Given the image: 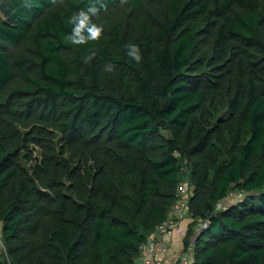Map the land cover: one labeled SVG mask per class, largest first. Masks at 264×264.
<instances>
[{"label": "trees", "instance_id": "obj_1", "mask_svg": "<svg viewBox=\"0 0 264 264\" xmlns=\"http://www.w3.org/2000/svg\"><path fill=\"white\" fill-rule=\"evenodd\" d=\"M185 177L187 264H264V0H0V264H135Z\"/></svg>", "mask_w": 264, "mask_h": 264}, {"label": "built area", "instance_id": "obj_2", "mask_svg": "<svg viewBox=\"0 0 264 264\" xmlns=\"http://www.w3.org/2000/svg\"><path fill=\"white\" fill-rule=\"evenodd\" d=\"M193 192V185L189 178H183L177 185L176 200L171 207V211L166 220L159 226L157 231L152 234L146 241L140 245L141 255L138 257L135 264H160L159 259L162 254L166 253L169 248V243L166 241V236L171 235L173 229L180 223L185 216H191L192 213L188 210V201ZM238 195L230 194L227 198L220 200L216 208H226L231 202L236 200ZM209 220L202 219L194 224V238L204 228L208 227ZM0 245L3 248V243L0 239ZM194 239L192 238L188 246L183 250L179 259V264H187L193 254Z\"/></svg>", "mask_w": 264, "mask_h": 264}, {"label": "clouds", "instance_id": "obj_3", "mask_svg": "<svg viewBox=\"0 0 264 264\" xmlns=\"http://www.w3.org/2000/svg\"><path fill=\"white\" fill-rule=\"evenodd\" d=\"M70 22L75 24L72 35L67 37L72 43L82 44L87 42V40H96L101 35L102 29L94 24L90 25L89 16L84 12H81L79 16H74ZM85 31L87 32V36L84 35ZM126 48L128 49V55L136 62H140L141 55L139 47L137 45H126ZM91 59L92 56L87 57V60ZM106 70L111 71L112 66L109 65Z\"/></svg>", "mask_w": 264, "mask_h": 264}, {"label": "crops", "instance_id": "obj_4", "mask_svg": "<svg viewBox=\"0 0 264 264\" xmlns=\"http://www.w3.org/2000/svg\"><path fill=\"white\" fill-rule=\"evenodd\" d=\"M186 224L188 225L189 219H186ZM181 223V222H180ZM180 223H177L176 226H179ZM187 228V227H186ZM186 231V229H185ZM185 231L182 233L183 236ZM174 229L171 235L166 236V241L169 243L168 251L162 254V257L159 259L160 264H178L180 256L183 252V236H174Z\"/></svg>", "mask_w": 264, "mask_h": 264}, {"label": "rangeland", "instance_id": "obj_5", "mask_svg": "<svg viewBox=\"0 0 264 264\" xmlns=\"http://www.w3.org/2000/svg\"><path fill=\"white\" fill-rule=\"evenodd\" d=\"M186 220L182 221L179 226H175L174 228V236H183V232L185 231L186 227H187V224H186ZM2 249L1 245H0V250Z\"/></svg>", "mask_w": 264, "mask_h": 264}]
</instances>
